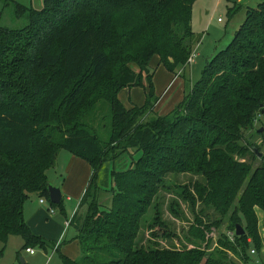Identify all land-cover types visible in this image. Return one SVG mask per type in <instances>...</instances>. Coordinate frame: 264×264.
<instances>
[{"label": "trees", "instance_id": "obj_1", "mask_svg": "<svg viewBox=\"0 0 264 264\" xmlns=\"http://www.w3.org/2000/svg\"><path fill=\"white\" fill-rule=\"evenodd\" d=\"M13 1L0 3L25 25L2 26L0 12V243L17 236L21 250L55 249L31 232L23 208L32 195L48 200L47 172L65 151L86 161L90 176L69 222L79 257L60 253L61 264H236L229 255L249 264L250 246L262 249L254 209L264 215V155L255 170L245 161L258 157L246 137L255 125L264 139V1L246 8L230 43L163 116L154 112L150 62L157 57L172 74L188 64L193 0H42L41 9ZM138 86L143 105L125 108L119 92ZM181 174L201 179L176 186L193 213L185 239L195 247L165 248L158 241L178 238L158 196ZM197 204L218 217L205 223ZM225 218L232 236L209 252L205 233ZM145 225L147 247L138 245Z\"/></svg>", "mask_w": 264, "mask_h": 264}, {"label": "rangeland", "instance_id": "obj_2", "mask_svg": "<svg viewBox=\"0 0 264 264\" xmlns=\"http://www.w3.org/2000/svg\"><path fill=\"white\" fill-rule=\"evenodd\" d=\"M263 1L264 0H193L190 25L196 42L190 63L178 69L175 74H172L161 65L158 66L157 57H153L150 62L151 69L154 71L151 79L153 91L154 95L159 99L155 105V114L162 116L166 115L180 103L184 92H187L189 88H193L199 81L207 61L230 43L234 32L244 21L246 8H255ZM13 2L26 7H33L34 9L42 8V0H14ZM0 12L2 13V26L19 29L25 25L23 19L15 18L14 10L12 11L11 5L3 7V4L0 3ZM142 83L143 86H147L145 76L142 78ZM143 86L122 89L118 94V100L127 109L133 105L140 107L145 100ZM107 110L108 106L103 107L101 115L103 116L106 114ZM100 120L101 116L99 117L98 115L95 123H99ZM258 126L260 127L259 124L255 125V129L248 133L246 137L251 143V146H257L256 150L262 157L264 155V139L255 132ZM97 129V133L100 134L102 140H106L108 131L104 128V122H100ZM260 159L261 158L257 157L256 160H253L247 157L245 161L255 170L260 167ZM73 160H75L76 163H73ZM89 172L90 166L86 161L74 157L65 151L59 152L56 165L47 172V178L51 185L57 186L60 189L63 196L62 202L57 205H52L45 198H41L44 204L40 205V198L37 195H32L26 200L23 210L24 218L33 220L32 224L34 226V231L30 228L31 232L51 242L55 249L44 251L33 248L35 254L29 255L26 254L25 250H21L23 240L20 237L11 236L6 241V244L3 245L0 243V250L4 248L3 255L0 258V264H20V258H23L26 264H48L49 258H52L49 264H61L59 258L60 253L70 258L73 257L72 259H77L79 257L78 247L74 254L73 252L66 254L61 248H59L58 251L56 248L62 241H69L71 237H74L73 233L75 231L73 226L76 220L72 221L73 226H65V221L71 220L78 207ZM196 180L201 179L198 176H192L190 174L170 175L166 178V183L169 188L160 191L158 196L159 208L163 222L168 225L169 230L174 233L179 241L177 239L158 241L161 247L176 249L181 248L182 245L187 249L195 247L185 239L189 238V227L195 226L193 222V213L189 206L177 196L178 189L176 186L190 185ZM202 208L203 207L199 204L195 206L196 212ZM40 209L43 210V216L47 217L48 220L46 221V218L42 217L39 223H37V212H39ZM49 209H51V211H49ZM178 211L181 213L179 218L176 217V214L179 213ZM254 211L258 218V229L263 250L258 253L255 251V254H251V251H254L255 248L250 246L248 249L250 257L249 264H264V215L257 208H255ZM203 212L209 216V219H203L205 223L218 217L211 208H203ZM152 214V209L148 210L143 218L146 220V223L151 218ZM227 224V219L225 218L222 220L219 228L212 227L205 233L206 242H210L209 252L217 247L219 239H223L225 235L228 236V234H230L226 229ZM64 228L68 229L65 230ZM148 240H150V238L145 225V227H142L139 234L138 245L147 247ZM206 242L201 244L202 248L206 246ZM71 244L73 243H70V245ZM70 250L71 246L68 248V251ZM229 259L236 264H242L238 261L239 259L232 255H229Z\"/></svg>", "mask_w": 264, "mask_h": 264}, {"label": "crops", "instance_id": "obj_3", "mask_svg": "<svg viewBox=\"0 0 264 264\" xmlns=\"http://www.w3.org/2000/svg\"><path fill=\"white\" fill-rule=\"evenodd\" d=\"M73 163H76L75 162V160H73ZM89 176H90V172H89ZM89 176H88V179H89ZM88 179H87V181H88ZM87 181H86V184H87ZM51 185V184H50ZM53 186V185H52ZM53 187H55V186H53ZM85 187H86V185H85ZM56 188H58L57 186H56ZM85 189V188H84ZM60 190V189H59ZM61 192V191H60ZM83 192H84V190H83ZM83 192H82V194H83ZM62 195V194H61ZM40 198V197H39ZM62 199H63V196H62V198H61V201H62ZM40 200H42V199H40ZM40 200H39V204L40 205H43L44 204V201H43V203H40ZM25 205V204H24ZM23 210H24V208H23ZM49 211H51V209H49ZM76 211H77V209H76ZM75 211V212H76ZM74 212V213H75ZM43 210L42 209H40L39 210V212H37V214H38V222L37 223H39V221H40V219L42 218V217H45V216H43ZM36 214V215H37ZM23 217H24V211H23ZM73 217V216H72ZM46 218V221L48 220V218L47 217H45ZM24 220H25V222H26V224H27V226L29 227V228H31L33 231H34V226H33V224H32V219H25L24 218ZM69 220H66L65 221V226H67L66 224L68 223V226H69ZM69 228V227H68ZM68 228H64L65 230H67ZM64 231V230H63ZM64 233H65V231H64ZM73 235H74V233H73ZM40 236V235H39ZM42 237V236H41ZM74 239V237H71V239L68 241V240H64V241H62L61 242V244L59 245V246H57V249H59V248H61L62 249V251L63 252H65L66 254H70V252H73V254L77 251V247H78V243L75 241V240H73ZM69 243V244H68ZM70 243H73V244H71L70 245ZM73 245V246H72ZM70 246H71V250L70 251H68V248H70ZM79 248V247H78ZM31 250H33V254H30L29 252H27L26 250H25V252H26V254H29V255H34L35 254V251H34V249H31ZM261 250H263V249H261ZM69 256H71V255H69ZM70 258V257H69ZM73 257H71V259H72ZM22 260H23V264H26V262L24 261V259L23 258H21ZM49 260V262H48V264L51 262V260H52V258L50 259H48ZM21 264V263H20Z\"/></svg>", "mask_w": 264, "mask_h": 264}, {"label": "water", "instance_id": "obj_4", "mask_svg": "<svg viewBox=\"0 0 264 264\" xmlns=\"http://www.w3.org/2000/svg\"><path fill=\"white\" fill-rule=\"evenodd\" d=\"M262 115H264V111H262ZM262 131H263L262 128H260L258 130L259 133H261ZM254 150H255L258 158H261V154L256 149H254ZM47 191H48V200L51 204L57 205L61 202L62 195H61L59 188L53 187L52 185L49 184L47 187ZM234 234H235V236L239 237V236L244 235L245 231L242 228V226L236 225ZM20 262H21V264H23V260L21 258H20Z\"/></svg>", "mask_w": 264, "mask_h": 264}, {"label": "built area", "instance_id": "obj_5", "mask_svg": "<svg viewBox=\"0 0 264 264\" xmlns=\"http://www.w3.org/2000/svg\"><path fill=\"white\" fill-rule=\"evenodd\" d=\"M191 59H192V56L189 58L188 63H190ZM40 203H43V200H40ZM66 225L68 226V223ZM228 236L231 237L232 235L229 234ZM26 251L29 252L30 254H33V250L31 249H27ZM251 254H255V252L252 250Z\"/></svg>", "mask_w": 264, "mask_h": 264}]
</instances>
